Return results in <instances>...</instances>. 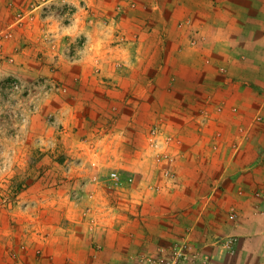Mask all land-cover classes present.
<instances>
[{
	"label": "crops",
	"instance_id": "1",
	"mask_svg": "<svg viewBox=\"0 0 264 264\" xmlns=\"http://www.w3.org/2000/svg\"><path fill=\"white\" fill-rule=\"evenodd\" d=\"M76 36L78 77L36 65ZM9 76L3 182L38 149L46 184L0 206V264H264V0H0V134ZM105 167L128 169L115 190Z\"/></svg>",
	"mask_w": 264,
	"mask_h": 264
},
{
	"label": "rangeland",
	"instance_id": "2",
	"mask_svg": "<svg viewBox=\"0 0 264 264\" xmlns=\"http://www.w3.org/2000/svg\"><path fill=\"white\" fill-rule=\"evenodd\" d=\"M62 12L63 7H57V13ZM113 32L114 30L111 27V22L105 21L103 31V46H105V48L102 52V58L105 64L108 63V65L105 67V71H107L110 75L112 74V71H115L116 73L121 72V70H118L119 65L115 63L117 60H113L111 58L112 52L110 48H107L110 47L111 43L113 42L110 40L112 38ZM55 40L57 43L59 41V48H56L54 53L37 55L35 59L36 65H46L44 69H48L49 73H52V77L56 76V78H60L62 80L64 78L74 79L78 77L79 71L81 69L79 68V63L81 57L84 54V37L76 36L72 37V39L70 40L64 38H56ZM5 61L7 63V66H9L8 69L11 70L10 67H14L20 63V55H18V53L9 54L5 58ZM64 62H66V66L64 65ZM124 62L125 61H123V63ZM67 63H70V69L67 66ZM20 82L21 81L18 76H9L3 81V85L12 89H10L9 92H3V134H0V206H3L4 200L5 202L12 204L15 201L16 192H19L20 190H27L29 188L34 187L35 185L42 186L46 184V180H39L45 173L46 169H44V167L42 166L37 165V160L43 158L46 153L41 152L38 149L33 150L31 154H29L28 164L18 168V170L16 171L15 178L11 183L3 182V158L7 157V155L5 154L2 146L9 142L16 141L17 135L15 134V130L13 128L15 124L12 122L13 120L9 118L8 114L14 115L13 111L16 102L15 89L18 83ZM4 115H6L9 119H5ZM155 125L158 126L157 124ZM75 137L85 138V134H77L75 135ZM152 153H154L152 155V158H154L155 164H159V162H156V159L167 158V156L164 155V151L157 150ZM78 157L79 156H76V152L73 151L71 155L72 160L78 161ZM68 168L69 167L66 166L67 170ZM127 170L128 169L126 167H105V170L99 173V177L104 181V184L107 186V188H109L110 190H115V187L111 185L109 180L110 173L115 171L118 172L122 177V174H126ZM4 189L9 190L11 195L6 198H3Z\"/></svg>",
	"mask_w": 264,
	"mask_h": 264
},
{
	"label": "built area",
	"instance_id": "3",
	"mask_svg": "<svg viewBox=\"0 0 264 264\" xmlns=\"http://www.w3.org/2000/svg\"><path fill=\"white\" fill-rule=\"evenodd\" d=\"M159 132V128L156 125H153L150 129L151 137H155ZM157 161H160L161 159H156ZM109 180L112 186L116 187L119 186L122 183V177L118 172H111L109 175ZM131 180V179H128ZM227 249H232L231 241L228 243ZM175 254H173L172 257L168 259H159L156 261H150L149 264H193L195 260L199 259L198 254H192L189 255L188 251L185 250V248H181V250H174ZM204 264H210L209 261H204Z\"/></svg>",
	"mask_w": 264,
	"mask_h": 264
}]
</instances>
